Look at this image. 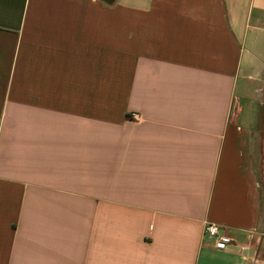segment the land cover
<instances>
[{
    "label": "crops",
    "instance_id": "obj_1",
    "mask_svg": "<svg viewBox=\"0 0 264 264\" xmlns=\"http://www.w3.org/2000/svg\"><path fill=\"white\" fill-rule=\"evenodd\" d=\"M261 122L264 0H0V264H264Z\"/></svg>",
    "mask_w": 264,
    "mask_h": 264
},
{
    "label": "built area",
    "instance_id": "obj_2",
    "mask_svg": "<svg viewBox=\"0 0 264 264\" xmlns=\"http://www.w3.org/2000/svg\"><path fill=\"white\" fill-rule=\"evenodd\" d=\"M204 233L214 239V244L218 249H225L233 242L231 237L220 233L219 227L214 223H207Z\"/></svg>",
    "mask_w": 264,
    "mask_h": 264
},
{
    "label": "rangeland",
    "instance_id": "obj_3",
    "mask_svg": "<svg viewBox=\"0 0 264 264\" xmlns=\"http://www.w3.org/2000/svg\"><path fill=\"white\" fill-rule=\"evenodd\" d=\"M261 126L263 127V129H259V134H258V138H257V147H258V150L260 152L259 154V158H260V175H261V180L262 182L264 183V132H261V131H264V123L261 122Z\"/></svg>",
    "mask_w": 264,
    "mask_h": 264
}]
</instances>
